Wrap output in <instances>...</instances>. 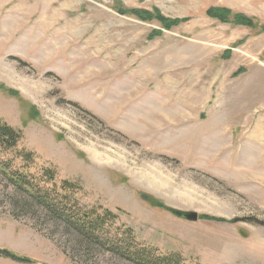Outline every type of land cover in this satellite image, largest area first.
Returning <instances> with one entry per match:
<instances>
[{
  "label": "rangeland",
  "instance_id": "374dc122",
  "mask_svg": "<svg viewBox=\"0 0 264 264\" xmlns=\"http://www.w3.org/2000/svg\"><path fill=\"white\" fill-rule=\"evenodd\" d=\"M0 119L139 241L264 264V0H0ZM24 196L0 177V249L25 258L0 264H135Z\"/></svg>",
  "mask_w": 264,
  "mask_h": 264
},
{
  "label": "trees",
  "instance_id": "16d2710c",
  "mask_svg": "<svg viewBox=\"0 0 264 264\" xmlns=\"http://www.w3.org/2000/svg\"><path fill=\"white\" fill-rule=\"evenodd\" d=\"M139 18L150 19L148 11L136 10ZM207 14L222 22L253 27L252 18L232 14L227 9L211 8ZM158 19L168 27L178 25L185 19ZM22 130L0 119V177L23 193L28 203L36 204L53 217L76 230L86 241L98 244L135 264H192L177 252L165 253L151 244L138 240L130 227L117 225L118 216L109 209L82 205L79 193L81 185L69 180H57V172L50 165L39 162L36 153L21 147ZM256 221V220H254ZM0 255L24 260L14 253L0 249Z\"/></svg>",
  "mask_w": 264,
  "mask_h": 264
},
{
  "label": "water",
  "instance_id": "95a60500",
  "mask_svg": "<svg viewBox=\"0 0 264 264\" xmlns=\"http://www.w3.org/2000/svg\"><path fill=\"white\" fill-rule=\"evenodd\" d=\"M175 214L190 221H197L199 219V214L194 211H175Z\"/></svg>",
  "mask_w": 264,
  "mask_h": 264
}]
</instances>
